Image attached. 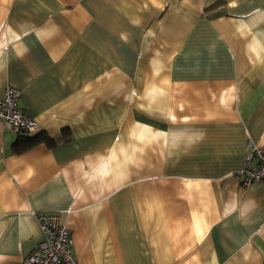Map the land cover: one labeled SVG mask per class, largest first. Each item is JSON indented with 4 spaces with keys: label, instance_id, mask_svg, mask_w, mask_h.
Segmentation results:
<instances>
[{
    "label": "crops",
    "instance_id": "obj_1",
    "mask_svg": "<svg viewBox=\"0 0 264 264\" xmlns=\"http://www.w3.org/2000/svg\"><path fill=\"white\" fill-rule=\"evenodd\" d=\"M0 264L57 212L79 264H264V0H0ZM20 147V149H19Z\"/></svg>",
    "mask_w": 264,
    "mask_h": 264
},
{
    "label": "built area",
    "instance_id": "obj_2",
    "mask_svg": "<svg viewBox=\"0 0 264 264\" xmlns=\"http://www.w3.org/2000/svg\"><path fill=\"white\" fill-rule=\"evenodd\" d=\"M0 118L19 134L34 133L39 123L24 115L20 106V90L8 85L0 99ZM244 186L255 181L264 182V149L250 145L244 166L237 172ZM43 232V239L36 249L26 256L22 264H79L73 249L69 229L60 223L57 212H43L37 215Z\"/></svg>",
    "mask_w": 264,
    "mask_h": 264
},
{
    "label": "trees",
    "instance_id": "obj_3",
    "mask_svg": "<svg viewBox=\"0 0 264 264\" xmlns=\"http://www.w3.org/2000/svg\"><path fill=\"white\" fill-rule=\"evenodd\" d=\"M23 135H24V137L27 139V140H29L28 141V143H27V145L26 146H24L23 148H21L22 150L23 149H26V148H29L30 146H32L34 143H36L37 141H39L38 139H37V137H38V135L36 134V135H32V134H26V133H23ZM19 149H20V147H19ZM20 149V150H21Z\"/></svg>",
    "mask_w": 264,
    "mask_h": 264
}]
</instances>
